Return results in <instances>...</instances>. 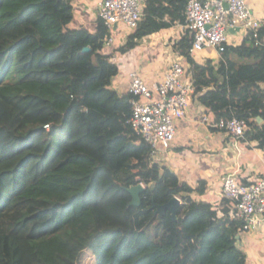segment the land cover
Returning a JSON list of instances; mask_svg holds the SVG:
<instances>
[{
  "label": "trees",
  "instance_id": "obj_1",
  "mask_svg": "<svg viewBox=\"0 0 264 264\" xmlns=\"http://www.w3.org/2000/svg\"><path fill=\"white\" fill-rule=\"evenodd\" d=\"M186 3L144 0L141 22L118 51L182 26ZM74 18V0H0V264H29L31 256L34 264H247L231 201L197 199L205 180L193 187L153 160L130 124L132 95L113 87L119 67L104 52V21L92 32L71 28ZM171 45L194 81V100L206 91L196 101L214 121H246L241 141L264 152V23L256 37L225 44L219 62H197L188 31ZM105 177L107 193L127 200L128 189L146 188L117 226L102 227L93 203ZM174 197L176 217L157 212L154 204Z\"/></svg>",
  "mask_w": 264,
  "mask_h": 264
},
{
  "label": "built area",
  "instance_id": "obj_2",
  "mask_svg": "<svg viewBox=\"0 0 264 264\" xmlns=\"http://www.w3.org/2000/svg\"><path fill=\"white\" fill-rule=\"evenodd\" d=\"M248 1L187 0L186 18L181 28L191 35V54L213 49L218 52L220 61L231 29H239L245 35L253 31L256 37L262 22L254 17ZM144 8V0L100 2L98 15L108 33L105 48L113 46L117 25L122 24L131 31L137 28L144 16ZM130 77V124L136 135L150 144L152 158L158 162L176 138L177 123L186 117L196 92L195 84L187 76L183 58L173 61L163 80L153 86L138 72H132ZM201 122L209 127L216 126L240 141L249 130L248 123L236 117L215 122L209 116H203ZM221 196L222 200L228 199L232 203L230 216L241 220L240 235L255 233L264 227V176L243 184L236 174H227L223 178Z\"/></svg>",
  "mask_w": 264,
  "mask_h": 264
},
{
  "label": "crops",
  "instance_id": "obj_3",
  "mask_svg": "<svg viewBox=\"0 0 264 264\" xmlns=\"http://www.w3.org/2000/svg\"><path fill=\"white\" fill-rule=\"evenodd\" d=\"M101 1L74 0L75 18L70 27L94 32ZM248 5L254 17L264 23V0H249ZM184 31L181 26L162 30L144 38L134 50L123 54L118 49L126 43L131 30L122 24L117 25L113 46L104 48L106 54L112 53V61L119 67L113 87L120 94L129 93L132 72H138L149 85L160 83L171 63L183 58L173 50L171 42ZM244 38V32L231 29L228 44L240 45ZM212 51L196 53L193 57L201 64L208 60L219 62L218 52ZM196 100L193 97L186 117L177 123L176 138L171 148L158 158V162L193 187L205 180L206 192L197 199L216 206L222 201L225 175L236 174L240 180L249 182L264 176V152L256 148L254 142L236 140L226 132L213 130L202 123L203 116L214 119V115ZM240 238L242 247L248 253L247 264H264V227L255 233L241 234Z\"/></svg>",
  "mask_w": 264,
  "mask_h": 264
},
{
  "label": "rangeland",
  "instance_id": "obj_4",
  "mask_svg": "<svg viewBox=\"0 0 264 264\" xmlns=\"http://www.w3.org/2000/svg\"><path fill=\"white\" fill-rule=\"evenodd\" d=\"M211 53L212 49H207L198 52L199 53ZM108 132L111 134L118 129V125L116 123L109 124L107 126ZM108 179L102 178L101 181L96 185L93 195V203L98 202L97 207L99 208L100 222L102 227L107 226H117L123 223V219L121 217L123 207L127 202H132V200H127L120 197V192L118 196H114V189L110 190L107 193ZM108 186V187H107ZM106 192V193H105ZM29 264H34V259L29 257Z\"/></svg>",
  "mask_w": 264,
  "mask_h": 264
},
{
  "label": "water",
  "instance_id": "obj_5",
  "mask_svg": "<svg viewBox=\"0 0 264 264\" xmlns=\"http://www.w3.org/2000/svg\"><path fill=\"white\" fill-rule=\"evenodd\" d=\"M89 51H90L89 48H85L83 52L86 53ZM205 93H206V91L198 93L196 96V99H199L200 97L205 95ZM145 189L146 188L141 183L138 184L137 186H134V187L128 189V191L131 193V195L133 197L132 202H131L132 205L139 206L141 204V194L145 191ZM180 203H181L180 198L174 197L167 204H164V205H155L154 204V207L157 208V212L160 213L161 215H163L167 209H171L173 212V216L176 217L177 213H178V206L180 205Z\"/></svg>",
  "mask_w": 264,
  "mask_h": 264
}]
</instances>
